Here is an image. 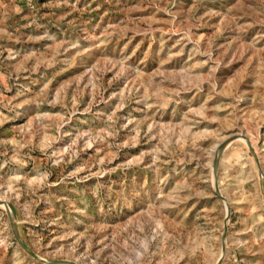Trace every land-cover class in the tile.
<instances>
[{"label":"rangeland","instance_id":"rangeland-1","mask_svg":"<svg viewBox=\"0 0 264 264\" xmlns=\"http://www.w3.org/2000/svg\"><path fill=\"white\" fill-rule=\"evenodd\" d=\"M0 264H264V0H0Z\"/></svg>","mask_w":264,"mask_h":264},{"label":"water","instance_id":"water-1","mask_svg":"<svg viewBox=\"0 0 264 264\" xmlns=\"http://www.w3.org/2000/svg\"><path fill=\"white\" fill-rule=\"evenodd\" d=\"M16 237H17V240H18L19 244H20L24 249H26L29 253L32 254V252H30V251L28 250L27 246L23 243V241L20 239V237H19L17 234H16Z\"/></svg>","mask_w":264,"mask_h":264}]
</instances>
